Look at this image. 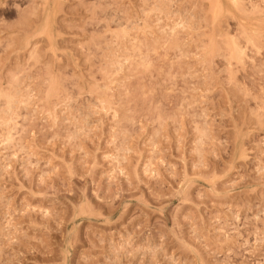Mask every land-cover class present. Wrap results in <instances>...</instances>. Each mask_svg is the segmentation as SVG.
<instances>
[{"label": "rangeland", "instance_id": "374dc122", "mask_svg": "<svg viewBox=\"0 0 264 264\" xmlns=\"http://www.w3.org/2000/svg\"><path fill=\"white\" fill-rule=\"evenodd\" d=\"M0 264H264V0H0Z\"/></svg>", "mask_w": 264, "mask_h": 264}]
</instances>
